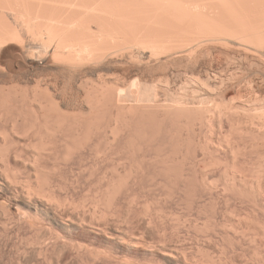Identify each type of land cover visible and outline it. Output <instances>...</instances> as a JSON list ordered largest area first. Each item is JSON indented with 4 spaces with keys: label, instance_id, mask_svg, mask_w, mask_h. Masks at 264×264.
Masks as SVG:
<instances>
[{
    "label": "bare ground",
    "instance_id": "obj_1",
    "mask_svg": "<svg viewBox=\"0 0 264 264\" xmlns=\"http://www.w3.org/2000/svg\"><path fill=\"white\" fill-rule=\"evenodd\" d=\"M0 134V264H264V0H0Z\"/></svg>",
    "mask_w": 264,
    "mask_h": 264
},
{
    "label": "rangeland",
    "instance_id": "obj_2",
    "mask_svg": "<svg viewBox=\"0 0 264 264\" xmlns=\"http://www.w3.org/2000/svg\"><path fill=\"white\" fill-rule=\"evenodd\" d=\"M194 9H195V10L197 9L196 11H198V8H194ZM188 10H191V9H188ZM195 10H193V11L196 12ZM193 11H191V12H193ZM194 12H193V13H194ZM22 17H23V16H22ZM24 19H25V17H24ZM27 68H28V67H27ZM32 70H33V71H32ZM161 70H163V69H161ZM161 70H159V72L157 71V72H155V73L146 72V73H143V74H140V73H138L137 71H136V72L133 71L134 73H138V74H135V75H136V76H135L134 73L131 72V74H133V75H131V76H132V78H134V76H135V78H136L137 76H142V77H143V76L145 75L144 78H145L146 80H149V82L151 83L152 78L156 79V77H157V78L160 77V79H161V78L163 79V76L160 75V74H163V75H164L165 73H167V72L169 71V70H168V71L163 70L162 72H160ZM28 71H31V72H29V73H31V76H32L31 79H34V80H37V79L39 80V78L42 77L43 75H44L45 77H42V78H43L45 81H49V80H50L49 78L52 79V77H53V74H50L49 72H47V73L45 74V71H43V70L38 72V71L35 70L34 68H33V69H30V68H29ZM32 72H34L35 74L32 73ZM36 72H37L38 74H36ZM163 72H164V73H163ZM39 73H40V74L43 73V74L40 75ZM156 73H157V75H159V76H156V75H155ZM158 73H159V74H158ZM32 74H33V75H32ZM49 74H50V75H49ZM139 74H140V75H139ZM153 74H154V76H153ZM35 75H37V76H35ZM151 75H152V76H151ZM49 76H51V77H49ZM34 77H36V78H34ZM147 77H148L149 79H148ZM42 78H40V79L43 80ZM45 78H46V79H45ZM47 78H48L49 80H48ZM150 79H151V80H150ZM30 82H31V84H30ZM32 82H33V80H30V81L27 82V83H26V82L22 83V85H20V86H21V87L23 86L22 88H24L25 90L27 89V91H28V90L31 91V90H34V87H35L34 85L37 86V84H36L35 82H33V83H32ZM28 83L30 84V87H32V88L29 87V84H28ZM143 83H144V82H143ZM25 84H26V86H24ZM32 84H33V85H32ZM33 86H34V87H33ZM242 86H243V87H242ZM242 86H241V91H242L243 93L245 92V94H243V95H245L246 97H248V96H249V91H250V90H249V89L247 90V88H248L247 84H242ZM37 88H38V87H37ZM37 88H35V89H37ZM244 90H245V91H244ZM247 92H248V93H247ZM82 107L84 108V109H83L84 111L81 110V112H82V113H83V112H84V113H87L88 110H89L88 107L85 106V105H82ZM85 107H87V108L85 109ZM76 109H77V110H75V108H74V110H75L76 112H78V111L80 110L78 107H76ZM86 110H87V111H86ZM75 111H74V112H75ZM87 114H88V113H87ZM84 116H85V115H84ZM85 117H86V116H85ZM7 123H8V122H7ZM26 124L29 125V122L26 123ZM26 124H25V125H26ZM225 124H226V122H224V126H225V129H226V128H227V124H226V125H225ZM25 125H24V126H25ZM5 126H6V125H5ZM7 126H8V125H7ZM8 127H10V125H9ZM225 129H224V130H225ZM0 135H1V134H0ZM28 135H29V140L26 139V138H24V137H21V138L14 137L16 140H15L12 136H11V138H13V140H15L16 144H18L19 147H21V146H22V147L25 146L24 148H26V146H27L26 144H27V143L30 144L29 141H30V142L33 141V139H32L33 134L31 133V135H30V134H28ZM28 135L25 136V137L28 138ZM30 136H31V137H30ZM9 138H10V137H9ZM23 138H24V139H23ZM104 138H105V137L102 136V137H101V140L104 139ZM18 139H19V140H18ZM105 139H106V138H105ZM105 139L103 140V141H104L103 143H102V141H101V147H102V148L100 147L101 149H103V148L105 147V142H106ZM5 140H6V142H10V141H12V139L9 140L8 138L6 139L5 137H1V136H0V143H2V144H3V142L5 143ZM17 142H18V143H17ZM103 145H104V146H103ZM27 149H28V148H26L25 151H28L30 148H29L28 150H27ZM102 157H103V159H102ZM102 157L100 156L101 159L99 158V159H100L99 161H100V163L103 164V163H105L107 160L104 159V156H103V155H102ZM92 158H93V157H92ZM93 159H94V158H93ZM93 159L91 160V158H90V159L88 158V160H86V161H88L89 163H91V161H93ZM103 160H104L105 162H101V161H103ZM88 162H87V163H88ZM107 162H108V161H107ZM87 163L85 162V164H87ZM90 165H91V164H88V166H90ZM105 165H106V166H109V164H106V163H105ZM12 166H13V165H12ZM20 166H23V165L21 164ZM86 166H87V165H86ZM100 166H101V164H100ZM103 166H104V165H103ZM216 167H217V166H216ZM216 167H215V168H211V170H210V174H212V175H216V174L218 173V170H219V172H220L221 168L218 167V169H217ZM212 169H213V170H212ZM17 171H18L19 173H21L20 175H22V176L24 175L23 170H21L20 168H18ZM212 171H213V172H212ZM218 174H219V173H218ZM218 174H217V175H218ZM214 177H216V176H214ZM220 202H221V201H220ZM167 203H168V202H167ZM167 205L170 206V207L175 208L174 205H173L172 203H170V201H169V203H168ZM221 205H222V204H220V205L218 204V207H219L218 210H221ZM230 206L233 207V206H234V203H232ZM181 207H182V206H181ZM181 207H180L181 210L179 209V212L183 210ZM183 207H185V206H183ZM177 210H178V209H177ZM243 210H244V209H243ZM245 211H246V212H245ZM183 212H186V209H185V208H184V210H183L181 213H183ZM248 212H249V211H248ZM248 212H247V210H244V212H242V214H243V213H248ZM193 215H195V213H193ZM203 215H204V217L202 216L201 218L206 219V217H205L206 214H203ZM219 216H220L219 218L221 219L222 216H221L220 214H219ZM200 220H201V222H203V221L205 222V220H203V219H200ZM202 232H203V231H202ZM198 233H200V232H198ZM200 234H202V233H200ZM200 234H198V235H199V236H198L199 238H200V236H202V235H200ZM21 235H24L25 237H26V236H29L28 232H23V233H21ZM5 238H6V237H5ZM23 238H24V237H23ZM23 238H22V239H23ZM22 241H23V240H22ZM2 243H3V242H2ZM4 243H5V241H4ZM4 243H3V244H4ZM20 244H21V243H20ZM213 245H214V244H212V247H211V246H208V248L210 249V252L212 251L211 253H217L218 250H217L216 248H214L215 245H214V246H213ZM1 247H2V246H1ZM215 247H216V246H215ZM3 248H4V247H2V249H3ZM211 248H213V250H212ZM216 250H217V251H216ZM6 257H7V256H6ZM29 258L31 259V257H29ZM5 261H6L5 263L8 264L7 262H9V261H8L6 258H5ZM255 264H258V263H255Z\"/></svg>",
    "mask_w": 264,
    "mask_h": 264
}]
</instances>
